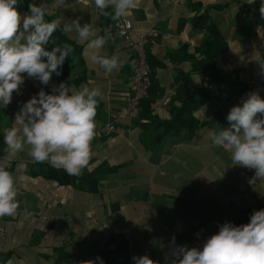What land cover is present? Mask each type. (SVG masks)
<instances>
[{
	"label": "crops",
	"instance_id": "crops-1",
	"mask_svg": "<svg viewBox=\"0 0 264 264\" xmlns=\"http://www.w3.org/2000/svg\"><path fill=\"white\" fill-rule=\"evenodd\" d=\"M30 1L46 5L47 15L61 26L79 18L82 26L91 23L97 35L115 36L102 53L118 56L120 67L106 73L82 55L86 42L66 36L75 44L74 53L65 59L67 81L53 73L49 84L43 85L23 74L20 93L14 92L11 103L1 106L0 166L15 177L19 208L14 216L0 218V264H57L58 250L72 256L66 264H80L78 257L88 255L95 256L94 264L100 260L103 264H135L132 258L144 255L156 264H172L174 248L195 247V233L205 241L241 211L264 207V179L250 183L255 169L232 166L229 152L213 146L209 138L210 132L230 127L227 115L231 108L242 106L249 94L256 92L264 99V90L254 91L247 85L254 74H264L262 0H138L131 14L123 17L134 30L157 34L147 45L146 55L160 90L151 115L161 120H168L169 112L159 102L175 94L179 71L188 73L197 86L209 85L205 73L192 69L193 62L202 58L196 50L206 34L194 30L190 19L214 7L209 20L227 43V50L214 59L217 76L212 81L219 87L218 96L193 113L199 128L191 135L183 131L165 136L153 149L141 142L142 124L147 120L140 108L135 120L121 123L119 133L104 134V126L114 121L123 105L133 64L126 41L114 30L115 21L100 25L94 0ZM17 10L22 16L30 14L23 0ZM183 46L193 60L178 53ZM61 82L77 89L87 84L102 92L96 116L98 135L82 173L90 174L99 167L111 170L100 179L96 192L43 178L38 174L40 165L49 164L32 162L27 147L5 159L4 128L13 126L16 114L32 96L41 89L51 94ZM220 94L226 97L222 99ZM123 231L128 232L123 235Z\"/></svg>",
	"mask_w": 264,
	"mask_h": 264
},
{
	"label": "clouds",
	"instance_id": "clouds-1",
	"mask_svg": "<svg viewBox=\"0 0 264 264\" xmlns=\"http://www.w3.org/2000/svg\"><path fill=\"white\" fill-rule=\"evenodd\" d=\"M18 3L19 0H0V106L7 107L13 93H20L25 82L23 74L43 85L49 84L53 73L61 74L60 68L74 48L63 44L46 50L45 45L57 30L69 39L86 42L82 55L106 73L120 67L118 56L102 53L107 41L115 36L97 35L91 23L82 26L79 18L63 26L59 20L47 21L48 11L43 4H29L30 14L22 16L17 10ZM94 4L99 15L118 21L131 14L138 0H94ZM259 11L264 18V0ZM261 69L264 70V65ZM98 98H102L101 90L87 84L77 89L61 82L51 94L41 89L22 105L13 126L4 128L5 159L27 147L32 162L63 169L69 176L82 175L92 156V141L98 135ZM227 121L230 127L210 132L212 145L229 152L232 166L255 169L250 183L264 179V99L256 92L249 94L242 106L231 108ZM17 196L15 177L0 166V218L16 214ZM172 256V264H264V209L255 211L249 223L235 226L225 222L218 233L203 242L202 248L177 246ZM132 259L135 264H156L147 255Z\"/></svg>",
	"mask_w": 264,
	"mask_h": 264
},
{
	"label": "trees",
	"instance_id": "trees-1",
	"mask_svg": "<svg viewBox=\"0 0 264 264\" xmlns=\"http://www.w3.org/2000/svg\"><path fill=\"white\" fill-rule=\"evenodd\" d=\"M25 9L29 11V4H34L30 0H23ZM194 5H192L193 7ZM199 6H197V9ZM214 7H207L202 13L195 15L190 19L192 28L198 32H204L205 38L201 41L197 52L200 53L202 58L197 62H193L195 66L192 68L194 72L205 73L209 79L208 86H197L193 83L188 73L179 71L175 79L176 90L172 98H170L167 105L169 112L168 120H161L151 115L153 99L159 93V88L154 78L153 67L147 57L152 72L150 78V87L147 97L141 101L140 109L142 117L147 120V123L142 124L143 134L141 135L143 145L148 149H153L163 137L168 135L178 136L183 131L191 135L199 128L198 121L193 117V113L199 110L208 101L218 96L219 87L214 84L212 79L217 76L214 70V59L217 55L224 53L227 50V43L220 35L217 27L209 20V11ZM108 10V9H107ZM98 21L103 25L110 18L99 15L97 9ZM47 21L55 20L53 16L46 15ZM183 21L179 22L178 30L182 27ZM63 44H75L69 40L60 30H57L52 40L45 45L46 50L51 51L53 47L62 46ZM179 54H184V59L193 60L192 56L186 55V47H181L178 50ZM147 56V55H146ZM46 60V58H44ZM68 70L66 68V61L61 67V78L67 81ZM2 107L0 106V115ZM111 170H105L99 167L96 171L90 174H82L78 177L69 176L63 169H56L50 165H40L38 174L47 180H52L59 185H78V187L85 189L89 192H96L100 179ZM31 174H36L32 172ZM264 207H253L244 211L230 221L235 226H240L250 222L251 215ZM58 260L57 264H66L72 256L62 250L57 251ZM80 264H85L87 261H96L94 255L78 257Z\"/></svg>",
	"mask_w": 264,
	"mask_h": 264
},
{
	"label": "built area",
	"instance_id": "built-area-1",
	"mask_svg": "<svg viewBox=\"0 0 264 264\" xmlns=\"http://www.w3.org/2000/svg\"><path fill=\"white\" fill-rule=\"evenodd\" d=\"M113 27L117 35L123 32V35L118 36L126 41L127 47L133 57V64L127 90L124 94L123 105L116 111L114 121L104 126V134L107 136L119 133L122 122H131L137 118L140 103L147 97L152 72L147 63L146 47L157 36L153 31L134 30L131 21L126 18L115 21ZM247 85L254 91L264 90V74H254L249 79ZM220 97L224 99L226 95L220 94ZM169 100V98L165 97L159 102V105L166 107ZM22 212L26 213L25 210ZM43 218L46 219V216H43ZM93 222L96 223V221ZM102 227L105 228L104 226ZM127 232L123 231L122 234L125 235ZM203 242L204 239L201 234L197 232L193 235L192 243L195 247L202 248Z\"/></svg>",
	"mask_w": 264,
	"mask_h": 264
},
{
	"label": "rangeland",
	"instance_id": "rangeland-1",
	"mask_svg": "<svg viewBox=\"0 0 264 264\" xmlns=\"http://www.w3.org/2000/svg\"><path fill=\"white\" fill-rule=\"evenodd\" d=\"M167 107V106H166Z\"/></svg>",
	"mask_w": 264,
	"mask_h": 264
}]
</instances>
